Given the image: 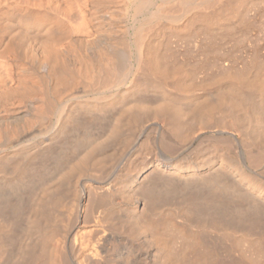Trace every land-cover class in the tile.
<instances>
[{
	"label": "bare ground",
	"instance_id": "bare-ground-1",
	"mask_svg": "<svg viewBox=\"0 0 264 264\" xmlns=\"http://www.w3.org/2000/svg\"><path fill=\"white\" fill-rule=\"evenodd\" d=\"M262 7H264V0H0V154H5L6 156L11 155L14 158L20 156L22 157H19L20 161L25 159L21 163L22 165L25 164V166H29L30 163H32V159L35 158L34 160L36 161V158H38L39 163L37 164L39 165L36 166L44 170L42 171L44 177H50V179L58 177L59 180L57 181L61 180L59 183H62V186L68 184L69 180L67 181L65 179H69L72 174V177H74L75 172L83 171L84 169L93 166L91 167L93 168V170L91 169V171H94L93 173L86 175L83 179L76 180L75 214L77 218H80L83 214V211L85 210H83V208L87 209V207L84 206L87 204L88 196H90L91 193H95V196L97 195L108 199L110 197H115L118 193L122 192L121 188L117 185L116 178L113 176L104 177V175L100 173H95L94 170V168H97L98 172L100 169L104 170L103 164L109 162V159L106 161V156L103 154L105 151L103 150L106 149L110 143L116 140L118 141L119 138H123L121 139L123 141V144L121 142V145L123 146V149L121 150L122 153L118 152L121 155L116 159V164L114 163L115 165H112L121 169V167H124L126 163L131 160L136 149L140 148L143 144L151 143V141L152 143L156 141L161 149H166L168 152L174 153L180 151L179 149L182 147L181 143L186 140L191 141V137L194 134V129L192 130L191 127L195 128L196 126V129L198 127L195 122L198 121V124L200 122V124L206 123L207 127L209 122H207V120L205 121V119L208 115H211V109H213L212 106L210 109L209 102L205 103L209 98L215 100V102L216 100H219L220 102H218L220 105L225 103L226 107H229L228 109L230 110L231 105L233 106V104H236V101L234 102L236 97H233L234 99H231V97L238 93L239 96L237 95V98L243 99V103L246 100V105L249 104L248 106L250 107L247 108L251 109V105L254 103L255 105L253 107L255 108V106H257L255 110L252 108L254 111L251 109L254 113H252L254 116H251V123L249 121L247 123L244 121L242 122V124H247L245 129L244 124V127H241V124L239 123L241 122L240 118L239 120L238 118L235 119L234 116L236 115L233 112L234 109H231L230 111L232 112L231 114H234L233 117L235 120L233 122L237 121L236 124L239 123L240 126L238 127L244 129H241V133L243 132L245 135L243 137L234 136V138L230 136L229 138L233 139V142L230 140L233 143L232 146L229 143H225V148H229L225 150L230 151L231 149L230 152H232L233 155L229 151L228 153L233 157L229 156V158L228 156H225L229 159L223 158L220 160H217L218 158H216V160L207 158L208 161L206 159V161L202 162L203 164L200 161L204 166L197 164V162L194 161L192 165L190 163V170H185L184 167L176 164L173 159L166 163L165 161L163 162V160H157L154 164V174L156 173L154 178H150L149 175L145 174L143 177L136 176L130 181L127 190V198L129 197L130 199H128L129 202L126 203L128 204L127 207L123 209L121 208L120 211L124 220L126 219L130 223L122 224L121 232L124 235H122L120 231L116 232L113 227V229L108 228L107 230H104V232L102 231L103 233L98 240L86 243L85 245L82 238L75 235L76 245H80L81 247L90 245L91 248L93 247L92 249L94 254L96 253L95 255H97L98 249H100L99 252L102 251L101 253H104V255H101V259L96 257L97 260H95L94 255L89 254L87 261H78L77 259H72L67 247L64 246L62 251L63 258L60 264H149L147 263V260L152 256L156 258L155 260L157 261V264H178L179 260L177 263L176 257L173 258V255L171 254L172 252L169 250L170 246H172L171 243L168 246V241L164 238L167 234L164 233V236L160 229L167 224H164V222L167 221L169 223V219L161 217L164 221V225H162V222L159 221L161 220L160 217L159 219L157 218V220L156 217L151 216L150 214L149 216L148 213L145 215L150 206L149 204L151 203L150 198H156L159 195L163 198L171 197V200L173 197H179L180 200L182 198V204L189 209L190 212L188 213L187 210L182 208V210L186 211L187 215L183 216L180 221H177L180 225L193 227L192 230L188 229L190 235L185 233L188 231L186 230L187 228L185 229L183 227L185 231L183 229L181 230L185 233L183 236L188 235L193 238L192 241L189 240L193 242L192 245H189L191 247L193 246V249L190 250L191 247L187 246L188 243L185 246L186 249L189 247L187 250L189 252H194V249L196 250L200 246L203 247L202 244L204 242L208 244V246H210L211 243L217 245L218 241L219 244H221L223 243H220L221 240L223 241L226 238L230 239V236L232 235L230 234L231 231H235V233L238 232V227L237 230H232L233 228L230 229L227 225L225 226V222L236 226H242L244 227L243 229L241 227L243 231L245 228H254L252 233L251 229L249 231L247 229L245 230L250 232L252 236L253 232H257L255 231L256 229L264 231V180L263 178L256 176L254 170V168H259L261 165H264V144L262 140L258 138H264V64L262 63V60L264 61V56L263 58L260 56L261 54L264 55V53L262 52L260 55L256 54L251 57V60L248 59L250 61L247 63L246 60H244V57L243 60L245 63L242 65L235 64V62H222V68H219V72L221 71L223 74L224 71L225 79L222 80L223 76L221 81L220 79L216 80V82H218L215 86L202 88L204 90L202 92L203 95L201 96H205V98H202V104H200L198 103V101H200L198 99L201 98H198L199 96H193L197 88L196 90L191 88L189 86L191 84L188 83L192 74L191 70L188 69L190 70L188 71L185 68L178 67V65H176L178 63L174 64L173 62L174 65L170 64V59L171 57L173 58V56H170L169 58L168 52L169 42L174 36L177 39L182 38L183 40L186 37H189L190 39H193L194 46L196 45V47L198 46L200 48L204 47V50L206 49L205 47H207V49L210 48V46L214 47L216 45L215 41L217 39L219 40L221 36H228L229 33H233V30H235L236 35L238 32H236V30L245 28L248 17L261 11L260 8ZM230 37L229 41L231 38L233 39V37ZM176 38L174 39L176 40ZM190 39L187 41L190 42ZM217 42L218 41H216V43ZM191 44L192 42H190V45ZM234 49L236 50L237 48ZM216 60L214 62H216ZM65 67L68 68L67 70H72L76 73L75 75L78 78V80H76L78 82L75 81V83L77 82L78 86L76 85L75 88L72 87V91L69 90L70 92L68 91L65 95V91H63L62 95L57 97L51 90L53 81H56L54 73L61 69L63 70V73H61V71L60 73L64 78ZM58 72L57 74L55 73L56 76L58 74L60 75ZM211 76L209 77L208 75V78H212ZM70 77L72 76L70 75ZM63 78H61V81L59 80V83L64 81L65 83L63 82L61 84L65 86L66 78H64L65 80H62ZM192 78L194 80V76ZM214 78L215 77H213V79ZM214 81H212V83H214ZM196 85L193 86L192 84L191 86L195 87ZM191 90H195L193 94ZM225 90L228 91L226 94ZM231 91L233 92L232 95L230 93ZM198 92L201 93L200 90ZM40 93H43L45 97L41 98ZM199 93L198 95H200ZM227 94L229 97L231 95L230 100H233L229 101L230 103L228 102V97H225ZM203 99H206V101ZM238 99L237 102L239 103ZM252 99L255 100L254 103H251ZM40 101L44 104L43 107L41 106L42 108H40ZM226 101L229 105L231 102L233 104L227 106ZM203 102L208 105L209 108L206 107V109H208V111L211 110V113H206ZM244 104L242 105L244 106ZM225 105L222 104L223 107ZM236 105L234 107H236ZM239 105H241V103H239ZM239 105L237 106L238 109L236 107V111L242 108H239ZM246 105L243 107L244 110ZM243 108L242 111L244 112ZM251 110L245 111L249 114ZM249 115H251V113ZM144 117H152V119L154 118L156 121L153 120L154 123H152L151 126L147 127L144 125L140 128L143 121H145L143 120ZM236 117H238V114ZM212 119L213 118L210 119L211 122ZM138 123H141V125ZM154 132L156 134L155 136L153 134ZM220 132L224 133V131ZM252 134H255L254 138L256 137V139L250 136ZM193 138L195 139L196 136L194 137L193 135L192 139ZM180 139L181 141H184L181 142ZM197 139H199L200 142L202 141V138L200 139L197 137ZM201 143L199 144L201 147L197 146L198 148H202V144L204 143ZM197 147L191 148L194 150L197 149ZM97 155H100L101 158L99 157L98 159H95ZM19 159L15 158L16 161ZM15 160L14 162H16ZM20 161H17L16 164L18 162L20 163ZM21 166L19 165V167ZM201 166L203 168H201ZM23 167L24 165L22 166V169H24ZM34 168L36 167L34 166ZM86 171L89 170L86 169ZM100 171L102 172V170ZM80 174L77 172V176ZM81 175H84V173ZM63 179L66 183L62 182ZM3 180L1 179L2 182ZM2 182H0V186L6 185V182ZM16 182L19 183L18 181ZM68 186H71V184H68ZM68 186L67 188H69ZM20 187L21 186H18L16 189ZM74 187L75 186H73L71 190H74ZM10 188L12 187L10 186ZM58 188L60 187H57V190ZM26 190L27 189H25V191ZM2 191H0V202L2 199V203H5L4 206H7L9 211L18 212V214L21 213V211L19 212L16 210L22 202V199L19 198L20 196L17 195L18 193L16 192L17 202L12 203V198L10 199L11 196L7 197L9 196L7 195L8 191H5L7 193L5 195H3L4 193ZM29 191L30 190H28V192ZM49 194L48 196L45 194L47 198L49 197ZM53 195L56 198V195ZM40 196H44V194L38 195L37 197ZM241 197H243V200H247L246 207L241 206ZM43 198H45L47 202L45 207L49 208L48 204L54 203L52 199H46V197ZM237 198L241 199L239 200ZM174 199L177 200V198ZM38 200L40 199L38 198ZM47 200L52 202H48ZM236 200H239L238 204ZM38 202L40 203L38 205H41L42 208L44 206L42 203L43 201ZM120 204L122 205L123 203ZM177 204L175 205L177 206ZM35 205L37 206V203ZM2 206L3 204L0 206V211L3 210V208H1ZM48 208L44 209L45 212L46 210H52ZM42 210L39 209L40 216L43 214V212H41ZM152 210H154V208ZM179 211L178 213L181 212ZM8 213L9 212H7V214ZM39 213L37 214L36 212L37 215H39ZM37 215L36 218L38 217ZM144 215L147 216V218ZM15 216L17 217V215ZM42 216L43 217L41 218L44 219L42 221L43 223L41 222L42 219L40 217L41 220L39 221L37 218V221L41 223H37L44 224L45 228L39 226L34 227L36 225V221L34 220L35 225L33 226V229L31 226L34 224V221L32 220L33 217H29L33 222L29 221V225L25 224L27 231L32 232L30 230L31 228L33 230L38 228L35 232L38 233V230L41 231L40 228L46 229L47 226L45 225V220H48V218L45 215ZM143 216L146 219H144ZM0 217L3 218L1 215ZM11 218H13V216ZM148 218H150L149 221H147ZM200 218H202V220H199ZM196 219L198 220L194 225L193 221ZM171 220H174V218L170 219V221ZM175 221L174 223L171 221V224H175ZM218 221L222 222L220 223L224 225L222 226L223 228L227 227L226 232H229L228 234H230V236H228L226 232L225 234L227 235L225 236L224 233H216L213 230L217 227L218 231V226L221 225L217 226V224H219ZM120 224L118 226H120ZM169 224H167L166 227H163V230L165 228L167 229ZM27 226H30L31 228ZM115 226L118 227L117 224ZM175 227H173V229L171 226V230L175 231V229H177V227ZM24 228H22V233H28L26 230H23ZM47 229L49 228L47 227ZM179 229L178 231L176 230L175 233L179 232ZM223 231L224 230H222V232ZM30 232L28 235H31ZM43 232L44 230L41 232L42 235ZM72 232V229L68 231L66 239L70 238ZM164 232H166V230H164ZM238 233L241 232L239 231ZM244 235L245 233H243L244 238L241 236L243 238L242 241L249 243L252 239L250 237L251 235L249 236L250 239H248V242L247 239H245L248 234H246V236ZM255 235H257V239L260 236L259 232L254 234V236ZM6 236L5 238L8 237ZM234 236L235 235L230 239L231 241L229 239L225 240L228 241L227 243L230 241L229 245L226 246L232 247L230 244L238 239V236L236 235L237 239L234 241L236 238H233ZM9 237L12 238L11 232ZM26 237L28 236L26 235ZM13 238L16 239V237ZM56 238L57 237H55V239ZM7 240L8 238L6 241ZM12 240L13 239H11V241ZM33 243L35 244V242ZM225 243L221 245H224ZM235 243H233V245H235ZM251 243L249 244L252 247L254 242ZM206 244L205 246H207ZM219 244L218 246H220ZM15 245L17 246L16 243L13 244V246ZM255 245L258 246L259 244L257 245L255 243ZM255 245L254 247H256ZM24 246L25 245H23V247ZM32 246L34 247L33 244ZM23 247L21 245L22 250L19 248V251H23ZM37 247H35L34 251H37ZM215 247L218 250L220 249V247L214 246V250L216 249ZM1 248L2 247H0V249ZM26 248L27 251H29L28 249L31 247L28 248L27 246ZM95 248L98 249L96 250ZM211 248L209 253L210 251L211 253H214L216 250L212 251ZM3 249L6 251L5 248H2V251ZM120 249H125V252H120L121 254L118 257L120 261L117 262L115 260L117 256H115V254H113L115 252L112 253V251L115 250L117 252L118 250L120 251ZM174 249L171 251H174ZM208 249L209 247L207 248L206 254L203 251H201V253L203 252L205 256H210L211 254L207 255ZM252 249L254 250L256 248L252 247ZM8 250L11 251L12 248ZM17 250L18 249H15L14 251L16 252L15 258L18 256L17 252L19 255H23L21 251L20 253ZM225 250H221V252L218 251V254L216 251L214 256H216V254L217 257L224 256L223 254L220 255V253ZM257 250L258 249H256V252H258ZM24 251H26V249ZM199 251L198 253H200ZM232 251L234 250H231V252L229 250L228 252L232 253ZM189 252H186L184 256L186 257V255L192 254ZM39 253L41 252L39 251L38 254ZM175 253L176 252H173L174 255ZM179 253H181L182 256L185 252ZM203 253L199 256L203 257ZM230 253L229 257L231 256ZM196 254L194 255L193 253L194 256H191L196 257ZM22 255L19 257H23ZM179 255L176 253L175 256L179 257ZM7 256L9 257L10 255ZM7 256H5L7 260L11 259L13 264H16L15 262H17L18 258L15 259L12 258L14 256H11L8 259ZM188 257L189 256L186 257L187 260H191L190 258L188 259ZM204 257L203 261L205 260ZM212 257L210 256V258ZM241 257L243 259L242 255H240V258ZM49 258L52 259V257ZM240 258L237 257V260L240 262L244 261L239 260ZM14 259L16 261H14ZM19 259L21 260V258ZM4 260L5 259L2 261L4 262ZM22 260L24 261L25 259ZM225 260L227 259H224V261ZM234 260H236V257ZM11 261L7 262V264H11ZM221 261L223 262V259ZM221 261H217L218 263L216 264H221ZM251 261L252 260H250V262ZM255 261L253 259V262ZM259 262L260 260L258 259L257 263L252 264H260ZM189 263L190 261L188 264ZM191 263L194 264L195 262L191 261ZM230 263L233 264L231 261ZM0 264H2L1 261ZM21 264H24V262L22 263L21 261ZM34 264L37 263L34 262ZM180 264H183L182 260Z\"/></svg>",
	"mask_w": 264,
	"mask_h": 264
},
{
	"label": "rangeland",
	"instance_id": "rangeland-1",
	"mask_svg": "<svg viewBox=\"0 0 264 264\" xmlns=\"http://www.w3.org/2000/svg\"><path fill=\"white\" fill-rule=\"evenodd\" d=\"M260 10L261 11H258V12H256V14H254V15H252V16H250V17H248V20H247V22H246V27L245 28H243V29H241V30H236V32H237V34L235 35V30H233V33H229L228 34V36L226 35L225 37L223 36H221L220 37V39L218 40H216V41H218L217 43H216V41H215V46L213 47V46H210V48H208L207 49V47H205L206 49L204 50V47H202V48H200V47H198V48H200V49H198L197 47H196V45L194 46L193 45V43H194V41H193V39H190L189 37H186V38H188V39H190V42H192V44L190 45V42H188L187 40L188 39H182V38H176L175 36L174 37H172L171 38V40H170V42H171V44H170V42H169V48H168V52H169V58H170V56H173V58L171 57V59H170V61H171V63L170 64H172V65H174V64H176V63H178V64H176V65H178V67H182V68H185V69H190L191 70V73L193 74V76H194V80H193V76H192V74H191V78H190V80L188 81V83L189 84H193V86L194 85H196L195 87H192L191 85H189L191 88H193V89H195L196 90V88H197V90L199 91L200 90V92L201 93H199L197 90L195 91V90H191L192 91V94L194 93V91H195V93L193 94V96L195 97H197V96H199L198 98H201V99H198V100H200V101H198V103H200V104H202L201 103V100H202V98L204 97L205 98V96H201V95H203V90L204 89H202V88H206V87H208V86H215L216 85V83L218 82H216V80H218V79H220V81H221V78H222V80L223 79H225V74H224V71H223V69H222V71H223V74L221 73V71L219 72V68L221 67V64H222V62H228V63H233V62H235V64H238V65H242V64H244L245 63V61L244 60H246V63L248 62V61H250L251 60V57H253V56H255L256 54L257 55H260L262 52L264 53V7H262V8H260ZM258 13H259V15H258ZM260 16V17H259ZM256 17H259V18H256ZM256 18V19H255ZM258 19V20H257ZM260 19V20H259ZM241 31V32H240ZM233 37V39L231 38V37ZM229 37L231 38L230 39V41H229ZM236 37V38H235ZM174 38H176V40L174 39ZM173 39H174V41H176V42H174L173 41ZM228 39V40H227ZM178 40V41H177ZM192 40V41H191ZM180 42V43H179ZM182 42V43H181ZM185 42V43H184ZM231 42V43H230ZM236 42H238V43H236ZM173 43V44H172ZM237 44V45H236ZM231 47V48H230ZM216 48V49H215ZM234 48H237L236 50L234 49ZM181 49V50H180ZM189 49V50H188ZM210 49H214V50H210ZM229 49V50H228ZM207 50H209V51H207ZM227 52V53H226ZM253 52V53H252ZM200 53V54H199ZM202 53V54H201ZM206 53V54H205ZM213 53H215V54H213ZM232 53V54H231ZM248 53V54H247ZM259 53V54H258ZM177 55V57H176V55ZM200 56H199V55ZM250 54V55H249ZM251 54H252V56H251ZM181 55V56H180ZM205 55V56H204ZM207 55V56H206ZM228 55V56H227ZM241 57H240V56ZM246 55V56H245ZM248 55V56H247ZM197 56V57H196ZM215 56V57H214ZM250 56V57H249ZM260 56H262L261 58H263V56L264 55H260ZM188 57V58H187ZM210 57V58H209ZM245 57V58H244ZM248 57V58H247ZM180 60H179V59ZM207 58V59H206ZM243 58H244V60H243ZM247 58V59H246ZM198 59V60H197ZM210 59V60H209ZM216 60V62H214L215 60ZM248 59H250V60H248ZM173 60V61H172ZM195 60V61H194ZM203 60H205V61H203ZM209 60V61H208ZM212 60V61H211ZM228 60V61H227ZM220 63H219V62ZM173 62H174V64H173ZM210 64H209V63ZM190 63H193V64H190ZM262 63L264 64V61L262 60ZM261 63V64H262ZM220 64V65H219ZM175 65V66H176ZM189 65H191V66H189ZM212 65V66H211ZM174 66V67H175ZM208 66H210V67H208ZM219 66V67H218ZM177 67V66H176ZM204 67V68H203ZM218 67V68H217ZM203 68V69H202ZM213 68H214V70H213ZM216 68V69H215ZM222 68V67H221ZM68 68H66L65 67V69H64V78H66V85H68V86H64L63 84H61V83H63L64 81H62L61 83H59V80L61 81V78H63L62 77V74L61 73H63L62 71L63 70H61L60 69V71H61V73H60V71L59 70H57V72L58 73H60V75L58 74L57 76H56V74H57V72H55L54 73V78L56 79V81H53V85H51L52 86V88H51V90H52V92H54V95L55 96H57V97H60L61 95H62V92L63 91H65L64 92V95H65V93H67L69 90L70 91H72L71 90V88L72 87H74L75 88V86L77 85L78 86V78H77V76L75 75L76 73L74 72V71H72V70H67ZM70 69V68H69ZM218 69V70H217ZM190 70H188V71H190ZM213 70V71H212ZM221 70V69H220ZM198 71V72H197ZM209 71V72H208ZM215 71V72H214ZM218 71V72H217ZM194 72V73H193ZM205 72H206V74H205ZM208 72V73H207ZM199 73V74H198ZM218 75H217V74ZM67 74V75H66ZM70 75L72 76V77H70ZM207 75V76H206ZM208 75H209V77L211 76L212 78H208ZM217 75V76H216ZM206 78H205V77ZM57 77V78H56ZM59 77V78H58ZM75 77V78H74ZM213 77H215L214 79H213ZM62 79V80H65V79ZM197 78V79H196ZM54 79V80H55ZM57 79H58V82H57ZM75 79V80H74ZM77 79V80H76ZM206 79H209V80H206ZM211 80V81H210ZM215 80V81H214ZM75 81H77L76 83H75ZM192 81V82H191ZM212 81H214V83H212ZM191 82V83H190ZM197 82V83H196ZM59 83V84H58ZM65 83V82H64ZM43 86V85H42ZM62 86V87H61ZM198 86V87H197ZM43 87H45V86H43ZM77 88V87H76ZM68 89V90H67ZM73 89V88H72ZM75 90V89H74ZM69 91V92H70ZM200 94V95H198V93ZM228 91H226L225 90V94L227 93ZM231 93V95H232V91L230 92ZM229 93V94H230ZM235 93V92H234ZM41 94V98L43 97H45V95H43V93H40ZM228 95V94H227ZM225 96V97H228L227 99H228V102L229 101H233V100H230V97H231V95H230V97H229V95L228 96ZM236 95V96H235ZM235 95H233L232 97H231V99L233 98V97H236L235 99H234V102L237 104H233L232 102H231V104H233V106L231 105V109L233 110L234 109V114L237 116V114H238V117H236V116H234L235 117V119L236 118H238V120H239V118H240V121L241 122H239L240 124H241V127H244V129L246 128V126H247V124H244V126H243V124H242V122L244 121L245 123H247L248 121L250 122L251 120H252V117L251 116H254L253 114V111L255 110V108L257 107V106H255V108L253 107L254 105H255V103H254V101L255 100H253L252 99V101H251V103H254V104H252L251 105V107L254 109H250V108H247V107H250V106H248L249 104H247L246 105V100L244 101V103H243V99H241L240 97V99H238L237 98V95H238V93H236ZM40 96V95H39ZM201 96V97H200ZM239 96V95H238ZM242 97V96H241ZM207 98V97H206ZM208 99V98H207ZM237 99H238V101H239V103H241V105L242 104H244V106L246 105V107H245V110L247 111H249V110H251L250 111V113H251V115H249V114H247L246 113V111L244 110V106L242 105H239V103L237 102ZM203 100H205L206 101V99H203ZM212 100V101H211ZM247 100H249V99H247ZM204 101V102H205ZM214 101V102H213ZM219 101V100H218ZM217 100H216V102H215V100H213V99H211V98H209L208 99V101L207 102H205V103H208V104H210V109H211V106L213 107V109H211L210 111L212 112H210V111H208V109H206V107H208V105L207 104H205L204 102H203V104L205 105L204 106V108H205V110H206V113L207 114H209V113H211V115H212V117H211V115L209 116L208 115V119L206 118L205 119V121L207 120V122H209L208 124H207V127H206V123L205 124H198V121L197 122H195V124L199 127H197V129H196V126H195V128L194 127H191L192 128V130L194 129V137L196 136V138L194 139H192V137H193V135H192V137H191V141L189 140H186V141H184V140H182L181 141V139H180V141L181 142H183V143H181L182 144V147L179 149L180 151H176V152H168L166 149H164L163 150V148L161 149V147L156 143V141L154 142V143H152V141H151V143L149 142L148 144H143L140 148H138V149H136V151L134 152V154H133V156L131 157V160H129L128 161V163H126V165L124 166V167H121V169L120 168H116L115 166H112V165H115L116 164V159L117 158H119V156L121 155L120 153H118V152H121L122 153V149H123V146L121 145V142H122V144H123V141L121 140V139H123V138H119L118 139V141L116 142V141H114V142H112V143H110L109 144V146H107L106 147V149H104L103 151H105L103 154H104V156H106V161H108V159H109V162L107 163V162H105L104 164H103V167H104V170L103 169H100V170H102V172L99 170V172L97 171L98 169L96 168H94V170H95V173H100V174H102V175H104V177H114V178H116L115 180H116V182H117V185L121 188V191L122 192H120V193H118L115 197H110V198H104V197H101V196H95L93 193H91L90 194V196H88V199H87V204L84 206V207H87V209L86 208H83V214L81 215V217L80 218H77L76 217V214H75V197H76V194H75V189H76V185H77V181L79 180V179H83L86 175H88V174H90V173H93L94 171H91V169L93 170V168H91V167H93V166H90L89 168H86L87 170H89V171H86V169H84L83 171H77V172H79V174H80V172H81V174L82 173H84V175H78L77 176V172H75V176L74 177H72L73 176V174L71 175V177L73 178H67V179H65V180H69L68 181V184L70 185L71 184V186H68V184L66 185V184H64L63 186L59 183L60 181H57V180H59V178L58 177H55V178H52V179H50V177H44V175H43V173H42V171H44V170H42L41 168H39V167H37L36 165H39V164H37V163H39L38 162V158H36V161L34 160V159H32V163H30V165L29 166H25V164H23L24 165V169H22V162L25 160V159H23V161H20V159H19V157L20 156H18V158L17 157H15L16 159H19V160H17V161H20V163L18 162L17 164H16V160H15V158L14 157H12L11 155H8V156H6L5 154L4 155H2V154H0V155H2V156H0V182H2L1 181V179L3 180V179H5V180H3V182H6V185H2V186H0V191H2L3 189V195H5V194H7V195H9V196H7V197H10V199L12 198V203L13 202H17V196H16V192L18 193L17 195H19L20 197V199H22V202H21V204H20V206H19V208L18 209H16L17 211H21V213H19L18 214V212H11V211H9L8 210V207L7 206H4V204L5 203H2V199H1V204H0V206L3 204V206L4 207H7V208H4L3 206L1 207V208H3V210L2 211H0V213H2V214H0L1 216H3V218L2 217H0V232H2V233H0V247H2V248H5L6 249V251L3 249V251H2V248L0 249L1 251V253H2V255H1V253H0V255L2 256V259H1V256H0V261L2 262V264H7V262H10L11 261V259L10 260H7V258L5 257V256H7V255H10L9 257H8V259L11 257V256H14V257H12V258H15L16 256V252H14L15 251V249H18L17 251H19V248H21V245H22V247H23V245H25L24 247H23V249L25 250L26 249V251H21L22 250V248H21V252L23 253V255L22 254H18V252H17V258H15V259H17V262H15L16 264H21V261H22V263L24 262V264H34V262L35 263H37V264H49V262H50V264H60V262H61V260H62V258H63V253H62V251H63V247L64 246H66L67 247V250H68V252H69V254H70V256L72 257V259H77L78 261H87L88 260V257H89V254H93L94 255V257H95V260H97V258H99V259H101L100 257H102L101 255L103 254L104 255V253H101V252H99L100 251V249H98V248H95L97 251H98V253H97V255H95L94 254V252H93V247L91 248L90 247V245H87L86 247L84 246V247H81L80 245H76L75 244V239H76V236H79L80 238H82V240L85 242L84 243V245L86 244V243H89V242H95L96 240H98L99 238H100V236H101V234L104 232V230H107L108 228H111V229H113V228H115L114 230L116 231V232H119L120 231V233L122 234V235H124L121 231H122V224L124 225V224H130L126 219V221L124 220V218L121 216V208L123 209V208H125V207H127V205L128 204H126L127 202H129V200L128 199H130L129 197L127 198V196H128V194H127V190H128V188H129V184H130V181H131V179L132 178H134V177H136V176H138V177H143V176H145V174L146 175H149V177L150 178H154V176H155V174H154V164L156 163V161L158 160H160V161H162L163 160V162L165 161V163L166 162H169L170 160H172L173 159V161H175V163L176 164H178L179 166H181V167H184V169L185 170H190V166L192 165V163H194V161H196L197 162V164H200V165H202L203 163V161H206V159L207 158H211L212 160L214 159V160H216V158H218L217 160H220V159H229L230 157L229 156H231V157H233L232 155H233V153L232 152H230L231 151V149H230V151L229 150H225V149H229V148H225L226 146H224L225 145V143L227 144V143H229L231 146H232V142H233V139H231V138H229L230 136L231 137H233L234 138V136H238V137H243V136H245L244 135V133L242 132L241 133V131L242 130H244V129H242V128H239L238 126H240L239 125V123L238 124H236L237 123V121L236 122H233L235 119H234V117H233V115L234 114H231L232 112H230L231 111V109L229 110L228 108L229 107H226V105H225V103H222L223 105H225L224 107L222 106V104L220 105V101L218 102ZM250 101V100H249ZM249 101H248V103H249ZM225 102V101H224ZM226 103H227V101H226ZM230 103V102H229ZM250 103V104H251ZM41 104V105H40ZM40 108H42L43 106H44V104L42 103V101H40ZM215 104V105H214ZM219 104V105H218ZM228 103H227V106H230ZM236 105V107L239 105V108H243V110H244V112L242 111V108L240 109V110H238V111H240V112H238V111H236V107H234ZM42 106V107H41ZM203 106V105H202ZM215 106V107H214ZM220 107V108H219ZM209 108V107H208ZM224 110H222V109ZM247 108V109H246ZM225 109H226V111H225ZM237 109H238V107H237ZM216 112H215V111ZM238 112V113H236V112ZM242 115H241V114ZM247 114V116H246V114ZM253 113V114H252ZM241 115V116H240ZM148 117V116H147ZM218 117V118H217ZM246 117V118H245ZM146 117H144L143 118V120H145V121H143V124L141 125V123H138V124H140L139 126H140V128L142 127V126H151L152 125V123H154V121H156V119H152V117H150V118H146ZM211 118H213L212 119V122L210 121V119ZM154 120V121H153ZM147 121V122H146ZM150 122V123H149ZM210 122H211V124H210ZM235 123V124H234ZM251 123V122H250ZM218 124V125H217ZM205 125V126H204ZM249 125V124H248ZM138 126V127H139ZM193 126H194V124H193ZM222 126V127H221ZM137 127V128H138ZM210 127V128H209ZM136 128V129H137ZM139 129V128H138ZM137 129V130H138ZM226 129V130H225ZM240 129V130H239ZM242 129V130H241ZM132 130H134V129H132ZM220 131H224V133H221ZM227 131H228V133H227ZM246 131V130H245ZM244 131V132H245ZM154 134V136L156 135L155 134V132L153 133ZM206 134V135H205ZM210 134V135H209ZM230 134V135H229ZM200 136V137H199ZM205 136V137H204ZM207 136H209V137H207ZM252 138H254V136H255V134L253 135H250ZM197 137L198 138H202V143H204V144H202L201 142H200V140L199 139H197ZM205 138V139H204ZM259 139H261L262 140V142H263V144H264V138H260V137H258ZM216 139V140H215ZM254 139H256V137L254 138ZM212 140V141H211ZM224 140V141H223ZM230 140H232V142L230 141ZM209 141V142H208ZM216 141V142H215ZM222 141H223V143H222ZM227 141H230V142H227ZM191 142H192V144H191ZM197 143H198V145H197ZM202 144V148H198V147H201V145H199V144ZM221 143V144H220ZM183 144H184V146H183ZM189 144V145H188ZM196 144V145H195ZM219 146H218V145ZM210 145V146H209ZM217 145V146H216ZM223 145V146H222ZM189 146V147H188ZM198 146V147H197ZM216 146V147H215ZM110 147V148H109ZM191 147H197V149H194L193 150V148H191ZM213 147V148H212ZM219 147V148H218ZM222 147V148H221ZM109 148V149H108ZM143 148V149H142ZM184 148H186V149H184ZM207 148V149H206ZM224 148V149H223ZM108 149V150H107ZM183 149H184V151H183ZM188 149V150H187ZM220 149V150H219ZM107 150V151H106ZM138 150V151H137ZM192 150V151H191ZM199 151V152H197V151ZM206 150V151H205ZM194 151V152H193ZM228 151L232 154H230V153H228ZM109 153V154H108ZM192 153V154H191ZM119 154V155H118ZM220 154H221V156H220ZM229 154V155H228ZM98 156V157H97ZM96 156V158L95 159H98L99 157H100V155H97ZM228 156L229 158H226V157ZM4 157H5V159H4ZM10 157V158H9ZM115 157V158H114ZM145 157V158H144ZM206 157V158H205ZM20 158H22V157H20ZM101 158V157H100ZM3 159V160H2ZM146 159V160H145ZM185 159V160H184ZM205 159V160H204ZM9 160V161H8ZM13 160V161H12ZM14 160L16 161V162H14ZM22 160V159H21ZM34 160V161H33ZM144 160V161H143ZM181 160V161H180ZM184 160V161H183ZM7 161V162H6ZM132 161V162H131ZM200 161H201V163H200ZM207 161H208V159H207ZM209 161H210V159H209ZM13 162V163H12ZM36 164H35V163ZM178 162V163H177ZM195 162V163H196ZM199 162V163H198ZM34 163V164H33ZM113 163V164H112ZM115 163V164H114ZM190 163H191V165H190ZM206 163V162H205ZM204 163V164H205ZM3 164V165H2ZM6 164V165H5ZM19 165L21 166V167H19ZM105 165V166H104ZM128 165V166H127ZM194 165V164H193ZM31 166V167H30ZM34 166L36 167V168H34ZM202 166H204V165H202ZM201 166V168H203ZM262 166H264V165H261L259 168L258 167H256V168H254V170H255V172L257 173H255V175L256 176H258L259 178H263V180H264V167H262ZM19 167V168H18ZM115 167V168H114ZM188 169H187V168ZM261 167H262V169H261ZM33 168V169H32ZM38 168V169H37ZM117 169H118V171H117ZM3 170V171H2ZM28 170V171H27ZM91 171V172H90ZM259 171V172H258ZM39 172V173H38ZM89 172V173H88ZM86 173V174H85ZM104 173V174H103ZM20 174V175H19ZM24 174H26V175H24ZM41 174V175H40ZM259 174V175H258ZM31 176V177H30ZM43 176V177H42ZM77 176V177H76ZM83 176V177H82ZM80 177V178H79ZM11 178V179H10ZM15 178V179H14ZM32 178V179H31ZM41 178V179H40ZM28 179V180H27ZM34 179V180H33ZM72 179V180H71ZM75 179V180H74ZM31 182H30V181ZM77 180V181H76ZM128 180V181H127ZM8 181V182H7ZM16 181H18L19 183H17ZM35 181V182H34ZM57 181V182H56ZM71 181H74V182H71ZM124 181V182H123ZM2 182V183H3ZM12 184H11V183ZM21 182V183H20ZM62 182H65L66 183V181H64V179H63V181ZM76 182V183H75ZM8 183V184H7ZM9 184H11V185H9ZM16 184V185H15ZM72 184H73V186H75L74 187V190L72 189L71 190V188H73V186H72ZM128 184V185H127ZM7 185H9V186H7ZM14 185V186H13ZM66 185V186H65ZM10 186L12 187V188H10ZM18 186H21L22 187V189H21V187L20 188H17L16 189V187H18ZM33 186V187H32ZM43 186H44V189H43ZM67 186L70 188H67ZM15 187V188H14ZM30 187V188H29ZM32 187V188H31ZM51 187V188H50ZM57 187H60V188H58V190H57ZM53 188V189H52ZM2 189V190H1ZM25 189H27L26 191H25ZM22 190V191H21ZM28 190H30L29 192H28ZM57 190V191H56ZM5 191H8L7 193L5 192ZM43 191V192H42ZM13 194H12V193ZM14 192H15V194H14ZM23 192V193H22ZM53 192V193H52ZM10 193V194H9ZM38 193H41L42 195L44 194V196H40V197H37L38 195H41V194H38ZM50 193V194H49ZM73 193H74V196H73ZM23 194V195H22ZM45 194H47V196H48V194H49V197L47 198V196L45 195ZM53 194H55L56 195V198H58V199H56L55 198V196L53 195ZM23 197H22V196ZM27 195V196H26ZM158 195V194H157ZM126 196V197H125ZM3 197H5V196H3ZM37 197V198H36ZM43 197H46V199H52V201L54 202V203H49L48 204V206H49V208L50 209H52L51 211L50 210H46V212H45V208L47 209L48 207H45L46 205V200H45V198H43ZM59 197H60V199H59ZM159 197V198H158ZM158 197H151L150 198V200H151V203L149 204L150 206L148 207V210H147V212L145 213V215L148 213V215L150 214L151 216H154V217H156V219L158 218L159 219V217H160V219L161 220H159V221H161L162 222V225H164L165 223H167V224H171V221H173V223H174V221H175V219H176V221H175V224H171V226H172V228L173 227H177V229H175V231L177 230L178 231V229H179V232H177V233H175V231L174 230H171V226H170V224H169V227L167 226V229L165 228L164 230H166V232H164V230H163V227H166V225L167 224H165V226H163V227H161L160 229L162 230H160L161 232H162V234L165 236V234H167L166 236H168V237H164L165 238V240L166 241H168L167 243H168V246H169V244L171 243V245L172 246H170V248H169V250H170V252H172L171 254L173 255V258L174 257H176V262L178 263V260H179V263L178 264H180L181 263V260H182V263L183 264H188V262L190 261V263L189 264H193V263H191V261L192 262H195L194 264H198V262L200 261L201 262V264H213V263H218L217 261H221L222 259H223V264H229L230 263V261L234 264H245L246 262V264H252V263H257L258 262V259L260 260V264H264V239H262V238H264L263 237V235H264V231L263 230H260V229H256L255 231H257V232H259V234H260V238L258 237V239L256 238L257 237V235H255L254 236V234H256L255 232H253V236H252V234H250V232H247V231H245L246 229L249 231L251 228H245L244 229V231L242 230L244 227H242V226H236V225H233V224H229V223H224L225 224V226L227 225L228 226V228H230V229H232V230H237L238 228H239V230H237L238 232L240 231L241 233H238V232H236L235 233V231H231L230 232V234H232L231 236H230V234H228L226 231V229H227V227L224 229L222 226H224V225H222L219 221H218V223L219 224H217V226L218 225H220V226H218V231H217V227H216V229H213L216 233H224L225 234V232L228 234V236H230V239H232V236L233 235H235L233 238H235L236 237V235L238 236V239H237V237L234 239V241L236 242H233V240H232V242L233 243H235V245H233V243L232 244H230V245H232V247L230 246H226V245H229V243H230V239L229 238H226L225 240H227V239H229L230 241H229V243H227L228 241H225V240H221L220 241V243L221 242H223V243H225L224 245H221V244H223V243H221V244H219V241L217 242L220 246H218V244L217 245H214L213 243H211L212 244V246H211V244H210V246L212 247H210V246H208V244H206L205 242L202 244L203 245V247L202 246H200L201 247V249H200V247L198 248V249H194V252L193 251H187L188 249H189V247H191V246H189V245H192L193 244V242H191L192 241V236H188V235H190V232H189V230H192V226H183V225H180L179 223H177V221H180L181 219H182V217L183 216H185V215H187L186 214V211H184V210H182V208L183 209H185V210H187V212L189 213L190 211H189V209L187 208V207H185V205L184 204H182L183 203V201H182V198H181V200H180V198L179 197H173V199L171 200V197H167V198H163V197H161L160 195L158 196ZM2 198V197H1ZM38 198L40 199V200H38ZM104 198V199H103ZM114 198V199H113ZM158 198V199H157ZM162 198V199H161ZM174 198H177V200L176 199H174ZM242 198V199H241ZM241 198H237V199H241L240 200V204H241V206H244V207H246L245 205L247 204V200L246 199H244L243 200V197H241ZM30 199V200H29ZM36 199H37V201H36ZM42 199V200H41ZM44 199V200H43ZM99 199H101V200H99ZM155 199V200H154ZM29 200V201H28ZM56 200V201H55ZM63 200V201H62ZM93 202H91V201ZM99 200V201H98ZM150 200H149V202H150ZM153 200V201H152ZM167 200V201H166ZM238 200V201H239ZM26 201V202H25ZM38 201H43L42 203L44 204V206L42 207L43 208V210H42V208H41V205L39 206L38 204H40ZM48 202H52V201H50V200H47ZM58 201V202H57ZM98 201V202H97ZM101 201V202H100ZM107 201V202H106ZM171 201V202H170ZM176 201V202H175ZM237 200H236V202H237V204L239 203ZM243 201V202H242ZM28 202V203H27ZM62 202V203H61ZM73 202H74V204H73ZM91 203V204H89V203ZM175 202V203H174ZM180 202H181V205L183 206H181L180 205ZM37 203V206L35 205V204ZM120 203H123L122 205L120 204ZM164 203V204H163ZM169 203V204H168ZM172 203V204H171ZM178 203V204H177ZM244 203V204H243ZM26 204V205H25ZM31 204V205H30ZM72 204V205H71ZM94 204V205H93ZM151 204H153V205H151ZM163 204V205H162ZM175 204H177V206L175 205ZM239 204V205H240ZM243 204V205H242ZM34 205V206H33ZM65 205V206H64ZM93 205V206H92ZM155 205V206H154ZM161 205V206H160ZM173 205V206H172ZM175 205V206H174ZM25 206V207H24ZM33 206V207H32ZM50 206H52V207H50ZM104 206V207H103ZM152 206H154V207H152ZM158 206V207H157ZM172 206V207H171ZM178 206H179V208H178ZM31 207V208H30ZM113 207V208H112ZM29 208V209H28ZM33 208V209H32ZM35 208V209H34ZM48 208V209H49ZM154 208V210H152ZM5 209H6V213H5ZM31 209V210H30ZM39 209L40 210H42L41 212H43V214L42 215H45L47 218H48V220L45 218V216H44V218L46 219L45 221H46V223H45V225L50 229H47V227H46V229H43V228H45V226H44V224H38L37 222H39L41 219V222L44 220L43 218H41V217H43L42 215L40 216V213H39ZM172 209V210H171ZM34 210H37V211H34ZM181 212H180V211ZM24 211V212H23ZM49 211V212H48ZM117 211V212H116ZM151 211H153L154 212V214H153V212H151ZM157 213H156V212ZM175 211V212H174ZM178 211L180 212V213H178ZM182 211H183V213H182ZM7 212H9L8 214H7ZM35 212V213H34ZM36 212H37V214L39 213V215H37L36 214ZM44 212H45V214H44ZM163 213V214H162ZM4 214H5V216H4ZM38 216L37 218L39 219V221H37V218H36V215ZM110 214V215H109ZM153 214V215H152ZM6 215H8V216H6ZM15 215H17V217L15 216ZM34 217H33V216ZM144 215V216H145ZM149 215V216H150ZM177 215H179V216H177ZM13 216V218H11ZM109 216V217H108ZM143 216V217H144ZM148 216V217H149ZM6 217H7V219H6ZM11 219H9V218ZM15 217V218H14ZM29 217L30 218H32L33 217V221L35 220L36 221V225H35V221H34V224H30L31 226H32V228H33V226L34 227H43V228H40L41 229V231L40 230H38V233H35L37 230L36 229H38V228H36L35 230H33L30 226H27V227H30L31 229V231L32 232H30V231H27V229H26V225H29V221H31L30 219H29ZM41 219H40V218ZM146 218H147V216H145ZM144 217V219H146ZM163 217H165V219L166 218H168L167 220L169 221V223L166 221V222H164L163 220H162V218ZM5 218V219H4ZM34 218H36V219H34ZM174 218V220H171L170 221V219H173ZM119 219V220H118ZM144 219H143V221H144ZM149 219L150 218H148V220L147 221H149ZM157 219V220H158ZM5 220H7V221H5ZM26 220V221H25ZM28 220V221H27ZM118 220V221H117ZM198 219H196L195 221H193L194 222V225L196 224V221H197ZM199 220H202V218H200ZM33 221H31V222H33ZM48 221H49V224H51V225H49L48 224ZM119 221H120V223H119ZM125 221V222H124ZM17 222V223H16ZM41 222H39V223H41ZM112 222H113V224H112ZM146 222V221H145ZM163 222H164V224H163ZM205 222V221H204ZM28 223V224H27ZM43 223V222H42ZM147 223V222H146ZM26 224V225H25ZM38 224V225H37ZM117 224V226L120 224V226H118V227H120V228H118V227H116L115 225ZM15 225H18V226H15ZM24 225H25V228H24ZM41 225V226H40ZM5 228H3V227ZM6 226V227H5ZM9 226V227H8ZM23 226V227H22ZM160 226H161V223H160ZM182 228H181V227ZM113 227V228H112ZM175 227V228H176ZM183 227L186 229V230H188V231H186L185 233H187L188 235H185V236H183V234H185L183 231H181L182 229H183ZM190 227V228H189ZM238 227V228H237ZM241 227H242V229H241ZM19 228V229H18ZM22 228H24L23 230L25 231L26 230V232H30L31 233V235L29 234L28 235V233H25L24 234V232L22 233ZM116 228H118V229H116ZM169 228V229H168ZM221 228H223V229H220ZM3 231H2V230ZM29 229V228H28ZM72 229V235L70 236V238L69 239H66V237H67V235L66 234H68V231L69 230H71ZM74 229V230H73ZM174 229V228H173ZM230 229H228V230H230ZM254 229V228H253ZM253 229H251V233H252V230ZM12 230V231H11ZM21 230V231H20ZM42 230H44V232H43V235L41 234V232H42ZM46 230V231H45ZM83 230V231H82ZM184 230V229H183ZM222 230H224L223 232H222ZM11 232V236H12V238L11 237H9V235H10V232ZM19 231V232H18ZM103 231V232H102ZM185 231V230H184ZM254 231V230H253ZM261 231V232H260ZM46 232V233H45ZM51 232H53V233H51ZM76 234H75V233ZM173 232V233H172ZM189 232V233H188ZM247 232V233H246ZM4 233V234H3ZM45 233V234H44ZM49 233H50V235H49ZM165 233V234H164ZM243 233H245V235L244 236H246V234H248L247 235V238L245 237V239H247V242H248V239H250V237L252 238L250 241H249V243H251L252 241L254 242H252L253 243V248H256V249H258L257 251L258 252H256V249H252V247L250 246V244L249 243H245L244 241H242L243 240ZM261 233H262V238H261ZM33 234V235H32ZM77 234H79V235H77ZM84 234H86V235H84ZM175 234H177V235H175ZM179 234V235H178ZM227 234H225V236L227 235ZM241 234V236L243 237H239V235ZM3 235V236H2ZM8 237H7V236ZM14 235V236H13ZM16 235V236H15ZM20 235V236H19ZM25 235V236H24ZM26 235L28 236V237H26ZM40 235H41V237H40ZM46 235H48V236H46ZM53 235V236H52ZM76 235V236H75ZM175 235V236H174ZM191 235H192V232H191ZM251 235V236H250ZM5 236L8 238V242L6 241V239L7 238H5ZM88 236V237H87ZM178 236V237H177ZM227 236V237H228ZM250 236V237H249ZM13 237H16V239L15 238H13ZM19 237V238H18ZM21 237V238H20ZM45 237V238H44ZM55 237H57L56 239H55ZM189 237H191V238H188ZM10 238V239H9ZM25 238V239H24ZM96 238V239H95ZM188 240H187V239ZM5 239V240H4ZM11 239H13L12 241L14 242H12L11 241ZM34 239V240H33ZM60 239V240H59ZM262 239V240H261ZM9 240H10V243H9ZM15 240V241H14ZM25 240V241H24ZM28 240V241H27ZM30 240V241H29ZM47 240H49V241H47ZM67 240V241H66ZM171 240V241H170ZM189 240H191V241H189ZM43 241V242H42ZM57 241V242H56ZM64 241V242H63ZM194 241V240H193ZM225 241V242H224ZM260 241H261V244H260ZM4 243V244H2V243ZM5 242H7V243H5ZM17 244V246L15 245V246H13V244ZM19 242V243H18ZM21 242H22V244H21ZM33 242H35V244L33 243ZM39 243V244H37V243ZM9 243V244H8ZM31 243V244H30ZM188 243V244H187ZM210 243V242H209ZM251 243V244H252ZM255 243L258 245V246H256L255 245ZM6 244V245H5ZM11 244H12V246H11ZM32 244L34 245V247L32 246ZM42 244V245H41ZM186 244H187V246H189L187 249L185 248V246H186ZM205 244L209 247V249H208V254L207 255H210L211 257L212 256H214L215 255V252L218 250L216 247V251L213 249L214 248V246H217V247H220V249L218 250V251H220L221 252V250H225V251H222V253H220V255H224V256H218L217 257V254L219 253L218 251L216 252L217 254H216V256H214V257H212V258H210V256H205L204 255V253L203 252H205V254L207 253V246H205ZM241 244V245H240ZM245 244V245H244ZM2 245V246H1ZM19 245V246H18ZM52 245V246H51ZM214 245V246H213ZM240 245V246H239ZM247 245V246H246ZM249 245V246H248ZM254 245L256 246V247H254ZM263 245V246H262ZM5 246V247H4ZM28 246V248H30V249H28L29 251H27V247ZM38 246V247H37ZM207 247V248H205V247ZM225 246H226V248H225ZM236 246V247H235ZM238 246V247H237ZM14 247H17V248H14ZM35 247H37V251H34V249H35ZM41 247V248H40ZM53 247V248H52ZM176 248V249H174V248ZM222 247V248H221ZM228 247V248H227ZM250 247H251V249H250ZM12 248V250H13V253H12V250L10 251V250H8V249H11ZM174 249V251H171V250H173ZM185 248V249H184ZM210 248L212 249V251H215L214 253L212 252L211 253V251H210V253H209V250H210ZM225 248V249H224ZM230 248V249H229ZM232 248V249H231ZM237 248V249H236ZM261 248V249H260ZM42 251H41V250ZM94 249V250H95ZM178 249V250H177ZM193 249V246L191 247V249L190 250H192ZM199 249H200V251H199ZM204 249V250H203ZM230 250V252H231V250H234V251H232V253H234V254H232V253H230V252H228L229 250ZM8 250V251H7ZM32 250V251H31ZM44 250V251H43ZM49 250V251H48ZM168 250V251H169ZM186 250V251H185ZM200 252V253H198V251ZM259 250H261V251H259ZM19 251V252H20ZM41 252V253H39L38 254V252ZM92 251V252H91ZM123 251L125 252V249H120V251L118 250L117 252L114 250V251H112V253L113 252H115V253H113V254H115V256H117L116 258H115V256H114V258H115V260L118 262V261H120V259H118V257H119V255L121 254V253H123ZM177 251H179V252H185L184 254H182V256H181V253H179V252H177ZM196 251V252H195ZM201 251H203L202 253H203V257H204V261H203V257L202 256H199V255H201L202 253H201ZM12 253V255H11V253ZM20 252V253H21ZM36 252V253H35ZM91 252V253H90ZM96 252V251H95ZM121 252V253H120ZM169 252V253H170ZM173 252H176L177 253V255H179V257L178 256H175L176 255V253H175V255L173 254ZM186 252H189L191 255H193V253H194V255L196 254V257H197V255H198V257L196 258V257H192L191 255H186V257L187 256H189L188 257V259L190 258L191 260H187V258L184 256L185 254H186ZM228 253V255H227V253ZM255 252V253H254ZM8 253H10V254H8ZM26 255H25V254ZM29 253H30V255H29ZM100 253V254H99ZM168 253V254H169ZM229 253H230V257H229ZM261 253V254H260ZM118 254V255H117ZM227 255V257H226V255ZM4 255V256H3ZM23 256V257H19V256ZM24 255H25V258H24ZM53 255V256H52ZM88 255V256H87ZM100 255V256H99ZM171 255V256H172ZM193 255V256H194ZM233 255V256H232ZM234 255H235V257H236V260H237V257L238 258H240V255H242L243 256V259H242V257L239 259V260H244V261H242V262H240V261H236V260H234L235 259V257H234ZM238 255V256H237ZM39 259H38V258ZM49 257H52V259L51 258H49ZM97 257V258H96ZM186 259H185V258ZM202 257V258H201ZM217 257V258H216ZM19 258H21V260L19 259ZM28 258H30V259H28ZM153 258V259H152ZM179 258V259H178ZM221 258V259H220ZM3 259H5L4 260V262H6V260H7V262L6 263H4L2 260ZM14 259V261H16ZM22 259H25L24 261L22 260ZM51 259V260H50ZM54 259H56V260H54ZM90 259V258H89ZM156 258L155 257H150L149 258V260H147V263H149V264H157L156 262V260H155ZM199 259V260H198ZM224 259H227V260H225L224 261ZM233 259V260H232ZM246 259V260H245ZM253 259H254V261L255 262H253ZM18 260H19V262H18ZM29 262H28V261ZM50 260V261H49ZM53 260V261H52ZM250 260H252L251 262H250ZM40 261V262H39ZM154 261V262H153ZM213 261V262H212ZM200 262H199V264H200ZM209 262V263H208ZM221 262H219V263H221ZM227 262V263H226ZM229 262V263H228ZM245 262V263H244ZM250 262V263H249ZM114 263H116V262H114ZM221 263V264H222ZM8 264H10V263H8ZM11 264H13V262L11 261ZM94 264H97V263H94ZM159 264V263H158ZM231 264V263H230Z\"/></svg>",
	"mask_w": 264,
	"mask_h": 264
}]
</instances>
